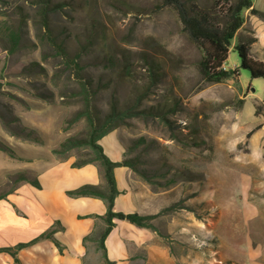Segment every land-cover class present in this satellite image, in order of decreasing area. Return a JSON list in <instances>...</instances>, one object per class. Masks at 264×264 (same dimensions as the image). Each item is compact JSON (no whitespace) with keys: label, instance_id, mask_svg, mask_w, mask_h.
I'll use <instances>...</instances> for the list:
<instances>
[{"label":"rangeland","instance_id":"374dc122","mask_svg":"<svg viewBox=\"0 0 264 264\" xmlns=\"http://www.w3.org/2000/svg\"><path fill=\"white\" fill-rule=\"evenodd\" d=\"M180 1L222 23L225 0ZM251 1L260 14L243 12L231 45L248 43L264 62V0ZM42 6L0 0V142L12 151L0 150V195L19 173L33 177L29 158L65 159L53 149L84 137V84L93 115L113 105L130 114L114 131L133 179L169 195L156 223L177 264H264V79L231 47L225 66L238 74L205 82L201 48L161 0H48L49 33L78 56L76 73L46 38ZM10 32L20 37L12 52ZM66 155L81 162L90 151ZM100 259L87 242L83 264Z\"/></svg>","mask_w":264,"mask_h":264},{"label":"crops","instance_id":"0c3cea01","mask_svg":"<svg viewBox=\"0 0 264 264\" xmlns=\"http://www.w3.org/2000/svg\"><path fill=\"white\" fill-rule=\"evenodd\" d=\"M223 67L227 69L225 63ZM114 130L103 135L98 143L105 155L117 162L123 159L124 149ZM72 162L71 157L29 158L23 168L34 173L39 187L22 181L0 198V247L27 242L59 223L52 237L62 250L52 239H41L17 251L21 264H83L87 247L82 238L95 230V224H101L95 215H103L106 207L100 198L70 197L66 191L84 184L103 185L104 180L97 165L74 167ZM113 173L119 191L113 210L156 216L150 220L155 230L114 219L104 240L107 258L115 264H177L156 223L161 211L170 205L169 195H158L135 181L126 166L115 167ZM0 264L16 263L10 254L0 252ZM96 264L106 263L97 260Z\"/></svg>","mask_w":264,"mask_h":264},{"label":"trees","instance_id":"16d2710c","mask_svg":"<svg viewBox=\"0 0 264 264\" xmlns=\"http://www.w3.org/2000/svg\"><path fill=\"white\" fill-rule=\"evenodd\" d=\"M164 6H170L173 8L183 26V29L188 33V36L195 42L202 50V56L199 61V70L205 82L217 83L221 82L229 77L238 74L237 69H225L223 67L227 60L228 53L231 49L236 50L240 64L239 67L249 72L251 78L261 77L264 79V62L253 57L249 50V44L246 42H238L234 46L231 45V40L235 36L237 30L242 26L244 22L243 12L250 10L253 14H260V12L252 7L251 0H234L229 2L225 0L223 6V19L222 23H218L216 19L210 17L207 12L190 10L180 0H161ZM43 6L41 15L44 19V26L47 29V39L54 46L56 54L63 59V64L66 67H72L76 73L81 72L83 69L78 62V56H69L64 47L55 41V39L49 33L48 24L45 20L46 15L49 12L48 0H42ZM10 46L8 52H12L19 43V35L15 32H10L8 35ZM81 94L84 97V108L79 111L75 118L83 117L86 120V133L81 139L67 138L60 145L59 148L53 149L54 154L64 153V158H69L67 151L75 147L88 148L90 151L89 159L81 162H72V166L79 167L87 163H95L99 166L101 175L104 180L103 185H91L84 184L75 189L66 191L70 197L79 196H91L100 198L106 207L103 215H95V218L99 219L101 224H95V230L90 234L85 235L83 245L87 247V242L95 244L97 250L101 253L100 262L106 264H115L107 258L104 240L107 234L110 232L114 225V219L127 220L140 227H146L155 230V227L150 220L156 215H142L137 212L123 213L121 211L113 210V201L115 196L119 193L116 188V182L113 170L117 166H126L134 171L135 165L131 159L123 158L121 161L110 160L105 153L98 140L108 132L116 129L121 121L125 117L130 115L127 111L116 110L114 105L110 111L102 117L93 115L90 108L89 94L86 91V87L82 84L80 88ZM264 106V91L261 100ZM259 109L255 108V114L260 113ZM0 150L8 151L12 154L10 148L0 142ZM30 171V170H29ZM32 172V171H30ZM33 173V172H32ZM21 181L30 182L33 186L39 187L34 173L33 177L27 179L22 173H19L17 183ZM14 188V187H13ZM12 188V189H13ZM11 189V190H12ZM4 195H0L3 198ZM59 223H55L47 231L37 235L27 242L17 243L13 247H0V252H6L10 254L16 264H21L17 258V251L30 246L41 239H52L59 251L62 250L60 243L53 239L52 235L57 230Z\"/></svg>","mask_w":264,"mask_h":264}]
</instances>
